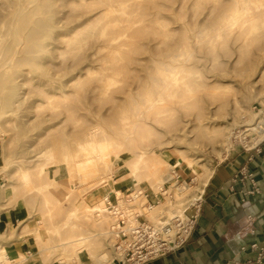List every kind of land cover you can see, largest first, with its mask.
I'll list each match as a JSON object with an SVG mask.
<instances>
[{
    "label": "rangeland",
    "instance_id": "374dc122",
    "mask_svg": "<svg viewBox=\"0 0 264 264\" xmlns=\"http://www.w3.org/2000/svg\"><path fill=\"white\" fill-rule=\"evenodd\" d=\"M28 1L30 0H0L1 36L6 34L9 25L7 19L17 9L19 2L28 10L34 9L35 6L27 5ZM141 1H144L143 5L136 8ZM215 1L217 0H118L121 24L115 28H107L104 37H109L111 30L116 32L117 41L127 45L122 48L121 55L107 51L94 55L96 48L92 47L100 37V29L109 19L93 24L82 31L80 36L73 38L68 46L62 44L54 50L56 36L67 33L74 25L69 19L71 15L87 11V4L62 7L53 1L55 21L62 20L64 16L68 18L61 27L52 26L48 29L53 36L45 41L50 45L47 60L62 64V69L53 71L43 66V70L56 80L66 82L71 75H66L65 66L81 65L84 76L79 86L84 90L80 100L85 103L87 110L84 118L78 121L68 119L63 114L67 106H63L65 109L61 108L60 96L57 95L52 104H49L38 95L40 83L37 79L41 75L38 73L39 69H8L15 74V85L24 80L30 81L25 84L24 90L28 93L30 91L32 96L27 98L15 115L7 113L11 108L2 107L0 199H12L14 192L18 191L20 198L40 199V203L33 208L31 219L22 227L10 226V235L7 231L0 233V264H83L87 256H93L95 264H111L117 260L118 255L113 252V218L107 213L100 215L99 212L88 213L83 209L86 206L89 210V207L93 208L99 203H102L103 209L106 208L104 199L110 194H102L101 189L107 184L112 185V191L120 199H129L134 190L142 193L143 199L155 194L162 207L157 211L152 210L150 216H147V221L155 227L160 223H169L170 216L167 213L175 209L183 212V216L176 215L185 226L188 225L198 203L191 207V199L186 197L188 192L179 190L180 186L187 184L196 188L205 167L213 168L229 154L234 142L232 134L242 132L263 117L259 105L264 101V22L256 21L252 32L249 23L242 25L247 22L248 14L256 13L255 0H234L235 6H222L206 20ZM235 11L243 22L230 24L227 18L233 16ZM61 13L67 14L62 16ZM127 20L137 21L129 37L127 34L123 35ZM228 24L230 26L226 28ZM186 33L190 36L201 34L200 46L189 64L193 65L191 77L209 87L201 89L191 105H185V108L177 106L171 114L163 113L155 118L158 108L150 107L151 104L147 101L150 79H162L176 72L167 67L165 62L168 55L174 54L181 45ZM206 36H213L211 43L214 46ZM11 40L12 38H7L4 41ZM60 53L63 57L54 59ZM84 54L91 57L85 61L82 57ZM4 59L1 58L0 62ZM104 61L109 62L111 70H104ZM87 65L89 68H85ZM25 73L29 75L23 76ZM104 74L109 79H106L105 84H100L99 80ZM10 76L0 78L2 88L7 87ZM217 80L228 87L225 96L216 95L217 92L211 89ZM256 82L259 83L255 84ZM107 89L108 94L105 95L104 91ZM260 90L262 92L258 95ZM70 93H76L75 96L79 97L77 90ZM3 98L8 104L5 95ZM235 99H239L240 105L246 108L245 114L240 118L234 112ZM36 100H40V106L33 109L32 103ZM167 106L166 103L161 105L163 109ZM140 109L145 115L142 122L149 124V127L143 134L133 133L126 146L116 149L112 156L107 147L105 132L118 138L119 142L123 141V129H132L135 115ZM51 112L55 118L50 121L48 113ZM248 135L254 137L253 131ZM50 145L62 150L59 156L71 153L74 163H63L61 167L49 169L47 177L39 179L35 176L29 183H25L22 177L26 170L35 173L37 162L34 157ZM136 150L161 155L169 163L166 175L169 170H173L169 173L175 172L173 177L178 178L169 184L164 183L165 185L148 179L139 182L132 175L128 164L134 158L130 152ZM106 154H110L108 159L116 168L112 174L102 165V161H98V155ZM86 159L93 160L82 168L83 165L78 163ZM80 174L84 176L83 181L77 177ZM90 176L97 180L89 179ZM63 178L67 181L61 198L63 201L59 203L54 198V189L59 185L56 182L59 183ZM35 186H40L43 190L36 191ZM88 199L97 200L91 202ZM82 200L85 201L84 204ZM91 216L96 223L89 221L88 217ZM152 217L155 219L152 220ZM68 222H72V225L67 226ZM2 223L0 219V227ZM57 228L60 233H53ZM20 230L22 237L33 243V250L36 249L27 251L23 257L12 252L9 245ZM39 234L43 241L53 237L54 245L60 247L43 253L44 246L38 239ZM71 240L75 241L73 246H63Z\"/></svg>",
    "mask_w": 264,
    "mask_h": 264
},
{
    "label": "bare ground",
    "instance_id": "6f19581e",
    "mask_svg": "<svg viewBox=\"0 0 264 264\" xmlns=\"http://www.w3.org/2000/svg\"><path fill=\"white\" fill-rule=\"evenodd\" d=\"M53 1L61 4L62 7H66V5L70 4H87L85 6L87 8V11L77 15H71L69 19H71L74 25L72 29H70L67 33L59 34L56 36V38L54 39L56 42L54 50L60 47V45L62 44L68 46L73 38H77L81 35L82 31L92 26L93 24L100 23L103 19H109V22L100 29V37L92 47L96 48L94 55H98L104 51L116 55H121L122 48L127 46L125 43L117 41V38H115L116 32L114 30H111V33H109V37H104L105 30L107 28H115L119 23L121 24L119 15L121 10L118 8V0H30L28 1L27 5L35 6L33 10H28L27 7L22 6L19 2L17 4V9L13 11L7 19L9 25L6 34H4L3 36L0 35V59L5 58L3 62H0V78L6 79L8 78V76H10V74H12L10 76L11 78H9L8 80L9 82L6 83L7 87L2 88V82L0 80V119L2 118V107L3 109L7 107L11 108L7 113L15 115L20 110V107L25 104L27 98L32 96L30 91L28 93L26 90H24L25 84L30 81L24 80L23 82H20L21 84L15 85L16 80L15 77H13V75L15 74L11 72L13 70L8 71V69L10 68L16 69L23 67L36 68L40 70L38 73L41 75L37 79L40 84L37 89H39L38 95L42 99L46 100L49 104H52L51 102L56 99V96L58 95L60 96L59 99L62 103L61 108L65 109V107L63 106H67L63 114L68 116V119H74L78 121L85 116L84 112L87 110V108L85 107V103L80 100V97L83 96L81 95L82 91L84 90L79 86V83L84 76L83 68L81 67V65L73 66L67 64L65 66V70H67L66 75H71L70 79L66 82L56 80L52 75L47 74L45 70H43V66L53 71L55 69H62V64H54V61L47 60L50 53V45H47L45 41L52 39L53 36L48 29L52 26L61 27V25L64 24V20L68 18V16H64L67 13H61V15L64 16L63 19L60 21H55L53 15ZM143 2L144 1L137 3L136 8H140L143 5ZM229 4L235 6L236 2L234 0L215 1L206 16V20H209L212 17V13H214L216 9L222 6H227ZM255 4L256 13L250 15L248 14L246 18L247 22L242 23L243 21L239 13L236 11L234 15L229 16L227 20L230 21V24H236V22H239L242 23L243 26L244 24L249 23L250 32H252L254 23L256 21L264 22V0H255ZM125 23H127V25L123 27V35L127 34V36L129 37L132 34L134 25L137 23V21L133 22L131 20H127L125 21ZM230 24H228L226 28L229 27ZM119 27L121 28V26ZM200 35V33H195L193 36H190L187 33L184 34L181 45L177 48L174 54L168 55L165 65L176 70V72L172 76H165L162 79H155L151 77L150 92L148 97L149 100L147 101L150 102V107L156 106L158 108V112L156 113L155 118L163 113L171 114L175 111L177 106L185 108V105H191V101H194L197 93L201 89H206L209 87L206 84H201L191 77V74L193 73L191 66L193 65H190L189 63H191V60L194 57V53L200 46ZM7 38H12V40L5 42L4 40ZM103 38H105L104 41ZM212 38L213 36H206L207 40L211 39L210 43L212 42ZM211 45L214 46V44L212 43ZM62 57L63 54L60 53V56L58 55L57 57H54V59ZM82 57L83 60L85 59V61H87V59H89V57L91 56L84 54ZM43 60L47 61L45 63H42ZM108 63V61H104V65H106L104 67L105 71L111 70V67L108 65ZM140 65L143 64L140 63ZM85 68H89V65L85 66ZM26 69L27 68H24V70ZM77 70L79 71L76 74H73V72ZM261 72L262 70H260L259 74H261ZM31 73L33 72H29V74ZM29 74L25 73L22 75L27 77ZM106 79H109V76L107 74L102 75L99 83L105 84ZM214 83L215 85H213L211 89L217 92L216 95L221 94L225 96L228 87L223 85L219 80ZM258 83L259 82H256L255 84ZM21 90L23 91L20 92ZM73 90H77V92H79V97L75 96L76 93H70ZM107 92L108 89L104 91V94L107 95ZM261 92L262 90L258 91V95ZM34 93H36V90L34 91ZM4 95L7 99L8 104H6V101H4ZM75 97L77 98V100H73L75 99ZM69 103H72V105H69ZM163 103L168 104L165 109L161 107ZM234 103L235 115L237 118H240L245 114L246 108L240 105L239 99H235ZM38 106H40V100H36V102L32 103L33 109L38 108ZM146 107L148 106L146 105ZM144 116L145 115L141 113L140 109L135 115V121L133 123L132 129L130 131H128L127 129H123L124 140L121 142H119L118 138L113 137V135H110V133H108L107 131L105 132L107 147L111 150L110 154L112 156L115 155L114 152L116 149L121 146H126V143L131 140L130 136L133 133L138 132L139 134H143L145 132V130L149 127V124L142 122V118H144ZM48 118H50L51 121L55 118V115L52 112L48 113ZM197 119H199V117H197ZM248 131H251V129H249ZM60 151H62L60 148H57L56 146L52 147L51 145L48 146L45 150H42L36 157H34L36 158L35 161L37 162L35 173L26 170L29 173L26 172V174L23 175L22 178L24 182L29 183V181L34 179L35 176L39 179H43L45 176H48L49 169L61 167L63 163L65 165H72L74 163L73 157L72 155H70L71 153H66L59 156ZM130 153L134 156V158L132 162L128 163L129 168L132 172V175L136 177L139 182H143L144 179H148L157 182L158 184L162 182L163 184L161 185H165L171 183L177 178L173 177L174 172H172V174L169 173L170 170L166 175V170L169 163L161 155H158L156 153L150 154L147 151L140 152V150L131 151ZM110 154H106L105 156L98 155L97 157L98 161H102V165H105L108 169V172L112 174L115 172L116 168L108 159L110 157ZM92 160L93 159H86L82 163H77L81 166L83 165L82 168H84L89 165ZM212 171L213 169L211 167H205L204 174H201L199 184L196 188H191L189 187L190 185L187 184H185L184 186H180L179 190L184 189L188 192V195H186V197L188 196L191 199V207H194V205L201 199L204 186L209 180ZM77 177L78 179H81V181H83L84 176L82 174ZM89 179L97 180L96 177L91 176L89 177ZM35 189L36 191L43 190L42 188H40V186H35ZM137 193L142 198L143 194L136 191V194ZM50 195L52 196L53 194L50 193ZM82 203L84 204L85 201L82 200ZM161 207L162 206L156 207L154 211L159 210ZM83 209H85V212L88 213L99 212L100 215L106 213L105 208H102V203H99V205H96L93 208L89 207V210H87L86 206H84ZM152 212L146 214V218H148ZM176 214L181 216L184 215L183 212H180V210L178 209L169 211L167 213V215L170 216L169 221L179 217ZM88 219L90 222L96 223L92 216L91 218L88 217ZM154 219L155 218L152 217V220ZM66 225L71 226L72 222H68ZM53 233H60V231L57 228L53 230ZM38 239L44 246L43 253H48L52 249H57L58 247H60V245H54L53 237L50 240L48 239L46 241H43L39 234ZM74 244L75 241L71 240L70 242L64 243L63 246H73ZM21 257H23V255H21ZM60 264H65V262H60Z\"/></svg>",
    "mask_w": 264,
    "mask_h": 264
},
{
    "label": "crops",
    "instance_id": "0c3cea01",
    "mask_svg": "<svg viewBox=\"0 0 264 264\" xmlns=\"http://www.w3.org/2000/svg\"><path fill=\"white\" fill-rule=\"evenodd\" d=\"M212 169L186 242L145 264H264V141L258 152L232 147ZM66 181L56 182L54 198L59 203ZM101 192L113 193L112 185H104ZM39 201L22 199L18 191L12 199H0V233L10 235V226L22 227ZM9 245L18 256L36 251L33 243L22 237V230ZM93 258L87 256L83 264H95Z\"/></svg>",
    "mask_w": 264,
    "mask_h": 264
},
{
    "label": "built area",
    "instance_id": "2783aa9c",
    "mask_svg": "<svg viewBox=\"0 0 264 264\" xmlns=\"http://www.w3.org/2000/svg\"><path fill=\"white\" fill-rule=\"evenodd\" d=\"M259 107L263 117L242 132L233 133V147H240L245 152H258L264 141V102ZM252 131L254 137L248 135ZM145 197L141 198L134 190L129 199H120L114 192L104 199L106 213L115 224L112 229L113 252L118 259L111 264H145L174 252L190 235L194 227L193 218L187 226L178 217L157 227L149 223L146 214L160 205V199L155 194Z\"/></svg>",
    "mask_w": 264,
    "mask_h": 264
}]
</instances>
